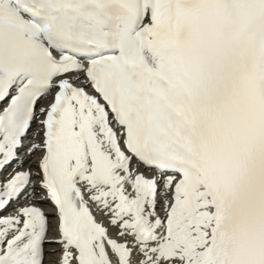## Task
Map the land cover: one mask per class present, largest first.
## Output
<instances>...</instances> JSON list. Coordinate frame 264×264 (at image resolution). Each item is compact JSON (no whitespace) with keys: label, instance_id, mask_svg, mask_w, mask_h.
<instances>
[{"label":"snow or ice","instance_id":"1","mask_svg":"<svg viewBox=\"0 0 264 264\" xmlns=\"http://www.w3.org/2000/svg\"><path fill=\"white\" fill-rule=\"evenodd\" d=\"M49 256L264 264V0H0V264Z\"/></svg>","mask_w":264,"mask_h":264},{"label":"bare ground","instance_id":"2","mask_svg":"<svg viewBox=\"0 0 264 264\" xmlns=\"http://www.w3.org/2000/svg\"><path fill=\"white\" fill-rule=\"evenodd\" d=\"M37 127L39 126L38 124L36 125ZM35 135H37V132H35ZM39 156V155H37ZM37 156H29L28 158H26L23 162H24V166L26 169H31L34 173L36 172V168H37V161H36V158ZM24 171H27V170H24ZM37 183V186L39 185V183L36 181ZM45 203L43 204H37L36 206H42L44 205ZM52 249H49V252H51ZM50 258V262L54 260V257L52 256H49Z\"/></svg>","mask_w":264,"mask_h":264}]
</instances>
